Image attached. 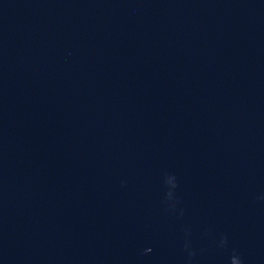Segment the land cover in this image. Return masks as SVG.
Instances as JSON below:
<instances>
[{"label": "water", "instance_id": "95a60500", "mask_svg": "<svg viewBox=\"0 0 264 264\" xmlns=\"http://www.w3.org/2000/svg\"><path fill=\"white\" fill-rule=\"evenodd\" d=\"M0 264H264V0H0Z\"/></svg>", "mask_w": 264, "mask_h": 264}]
</instances>
